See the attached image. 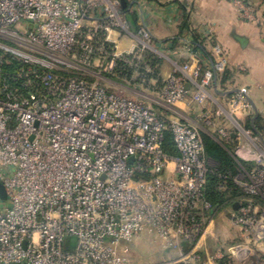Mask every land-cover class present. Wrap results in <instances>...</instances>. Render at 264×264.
<instances>
[{"label":"built area","instance_id":"1","mask_svg":"<svg viewBox=\"0 0 264 264\" xmlns=\"http://www.w3.org/2000/svg\"><path fill=\"white\" fill-rule=\"evenodd\" d=\"M230 1L254 19L243 0ZM140 10L132 32L122 0H0V264H140L130 252L144 237L178 255L155 264H198L183 242L195 249L211 234L217 211L206 186L216 166L200 127L148 99L167 112L190 98L201 104L229 62L216 46L199 82L190 61L162 79ZM186 55L195 56L191 45ZM232 106L250 108L245 89ZM202 119L213 125L210 112ZM166 131L178 156L163 148ZM242 203L234 224L263 240L253 205ZM233 250L241 259L246 248Z\"/></svg>","mask_w":264,"mask_h":264},{"label":"crops","instance_id":"2","mask_svg":"<svg viewBox=\"0 0 264 264\" xmlns=\"http://www.w3.org/2000/svg\"><path fill=\"white\" fill-rule=\"evenodd\" d=\"M243 1L252 9L254 19L245 18L230 0H126L124 6L132 32L138 28L142 9V15L158 44L161 54L158 70L164 80L178 73L177 68L190 61L192 72L197 66L201 67V73L194 77L195 82H199L205 70L211 68L216 60L215 47L220 46L225 52L229 62L227 69L214 77L205 101L200 104L190 98L178 103L168 113L200 127L203 134L221 144L240 165L238 172L242 162L254 164L258 150L245 133L247 127L259 138V144L264 146V0ZM188 45L195 52L192 58L186 55ZM197 45L199 48L196 49ZM195 82L190 81L188 86L191 94L197 89ZM242 89L247 91L251 107L245 109L240 106V116L235 121L224 113L220 114L219 111L229 107ZM255 109L259 116L253 122ZM207 111L213 125L204 129L201 116ZM222 130L227 135L222 134ZM211 160L216 167L219 165L214 159ZM214 239L211 233L195 249L183 242L186 255L189 258L196 255L198 264L231 262L232 256L224 244L215 245L216 242L212 243L216 241ZM156 242L164 247L161 241ZM163 253L159 263L178 256L170 249L164 248Z\"/></svg>","mask_w":264,"mask_h":264},{"label":"rangeland","instance_id":"3","mask_svg":"<svg viewBox=\"0 0 264 264\" xmlns=\"http://www.w3.org/2000/svg\"><path fill=\"white\" fill-rule=\"evenodd\" d=\"M110 78V77H109ZM113 80L119 84L126 85V82L121 77H113ZM111 89H115L114 84L107 83ZM118 88L120 86H117ZM150 94L151 96L158 98L156 94ZM161 100V99H160ZM148 102L156 109L159 113H163L166 117H175L168 113L157 100L148 99ZM240 106H232V102L229 107H226L219 111L220 114L227 115L231 120L235 121L237 117L240 116ZM251 107V105H250ZM252 109H250L251 111ZM253 115L251 114L250 117ZM249 117V118H250ZM201 124L203 128H210V125L205 121V119L201 120ZM208 125V126H207ZM212 127V126H211ZM247 127V126H246ZM245 127V128H246ZM245 133L248 137H250L256 146L258 147L256 156L254 158V168H258L257 180L255 183L257 184V188L255 193H249V189L244 186L245 184L250 185L249 178L247 176V172L251 175L252 170L246 169L244 166L240 168V171L237 173L239 178V184H237L245 193L239 200L234 202L233 204L226 205L223 209L219 211L218 217L212 222L211 233L215 236L216 241L212 243L216 244H224L226 250H228V254L232 256L231 262L227 264H264V239L261 240V235L254 236H242L240 232V225L234 224L232 218L236 216L240 208L242 209V202L248 201L250 205H253L252 213L256 214L259 225L261 228H264V146L263 144H259V138L256 134L249 129L248 127L245 129ZM262 143V142H261ZM236 157V156H235ZM253 168V169H254ZM252 195V196H251ZM260 197V202H257L255 199ZM248 204V206H249ZM247 207V206H245ZM153 239V240H152ZM157 241V240H156ZM152 237H145L141 241L137 243L135 248L130 252V256L134 257V259L140 264H155L159 263V259L164 255L163 245L160 246L159 242H156ZM237 245H243L246 250L242 253L244 257L239 259L235 255H233V249Z\"/></svg>","mask_w":264,"mask_h":264},{"label":"trees","instance_id":"4","mask_svg":"<svg viewBox=\"0 0 264 264\" xmlns=\"http://www.w3.org/2000/svg\"><path fill=\"white\" fill-rule=\"evenodd\" d=\"M199 46H196V49ZM206 152L209 158L214 159L219 163L216 170L208 175L206 186V197L211 202L213 209L219 212L226 205L233 204L239 200L245 193L234 182L233 178H220L219 174L228 176L237 175L239 164L233 159L231 154L218 142L211 137L203 134ZM164 150L171 156H178V150L174 143L173 134L171 131H166L163 140ZM246 169L250 170L255 167L253 163H241ZM224 185L222 189L221 186ZM260 202V197L255 199Z\"/></svg>","mask_w":264,"mask_h":264},{"label":"water","instance_id":"5","mask_svg":"<svg viewBox=\"0 0 264 264\" xmlns=\"http://www.w3.org/2000/svg\"><path fill=\"white\" fill-rule=\"evenodd\" d=\"M122 2H123V5L125 6V4H126L125 0H122ZM255 110H256V116L254 117L253 122L259 116V113H258L257 109H255ZM6 198H7V194H6L5 188L0 183V199L1 200H5Z\"/></svg>","mask_w":264,"mask_h":264}]
</instances>
